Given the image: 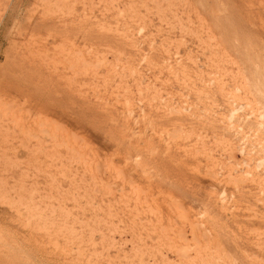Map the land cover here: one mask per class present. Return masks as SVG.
Returning a JSON list of instances; mask_svg holds the SVG:
<instances>
[{
	"label": "rangeland",
	"instance_id": "obj_1",
	"mask_svg": "<svg viewBox=\"0 0 264 264\" xmlns=\"http://www.w3.org/2000/svg\"><path fill=\"white\" fill-rule=\"evenodd\" d=\"M0 264H264V0H0Z\"/></svg>",
	"mask_w": 264,
	"mask_h": 264
},
{
	"label": "bare ground",
	"instance_id": "obj_2",
	"mask_svg": "<svg viewBox=\"0 0 264 264\" xmlns=\"http://www.w3.org/2000/svg\"><path fill=\"white\" fill-rule=\"evenodd\" d=\"M6 14H4L3 13V18L4 19H2V17H1V19H2V24H4L5 22H6V20L8 19V17L10 16L11 18H13V14H14V11H15V8L14 7H10V5H8L7 6V8H6ZM10 11H11V13H10ZM10 13V14H9ZM8 14H9V16H8ZM17 18V17H16ZM38 27V28H37ZM40 27H42V26H40ZM36 28H37V30L39 29L40 30V28H39V26H35V28H34V30L32 31V34H35L36 32H35V30H36ZM28 33V32H27ZM26 32H24V33H21V34H16L14 37H13V42H12V44H18L19 42H21V40L23 39V38H26L27 36H28V34H27ZM30 33V32H29ZM48 34L49 35H52L53 37H54V35L52 34V33H49L48 32ZM48 35V36H49ZM51 36V37H52ZM56 36V35H55ZM58 37V36H57ZM52 39V38H51ZM12 40V39H11ZM46 40V39H45ZM47 41V40H46ZM55 40H53V42H54ZM48 42V41H47ZM47 42H44V43H47ZM47 44H49V43H47ZM47 49H49V47L47 48ZM51 51V50H50ZM15 67V66H14ZM36 68L38 69L39 67L38 66H31V67H29V68H25V67H17L16 68V70L17 71H19V72H21V71H24V70H28V71H33V70H36ZM12 69H14V68H12Z\"/></svg>",
	"mask_w": 264,
	"mask_h": 264
}]
</instances>
